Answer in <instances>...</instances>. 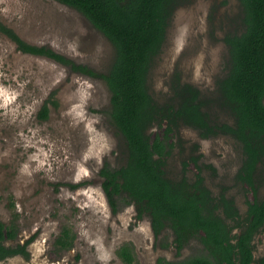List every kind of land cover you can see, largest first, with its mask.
I'll list each match as a JSON object with an SVG mask.
<instances>
[{"label": "rangeland", "instance_id": "1", "mask_svg": "<svg viewBox=\"0 0 264 264\" xmlns=\"http://www.w3.org/2000/svg\"><path fill=\"white\" fill-rule=\"evenodd\" d=\"M245 15L240 0H179L151 67L154 98L176 105L180 88L190 85L200 92L213 125H234L219 82L231 68L226 38L246 30ZM0 23L31 44L49 46L99 75L89 77L25 54L0 33V222L15 225L13 243L31 241L28 258L16 256L0 264H128L118 254L127 243L135 257L132 264L175 260L172 231L166 229L156 239L149 216L137 219L133 205L121 204L113 213L102 187L104 162L119 168L128 159L103 78L116 60L113 43L84 15L57 0H0ZM53 92L58 106H51L49 118L43 120L40 111ZM171 140L170 179L185 175L193 181L201 168L213 194L225 191L246 213L254 195L236 179L244 161L236 138L227 133L205 137L181 123ZM80 181L86 184L77 187ZM257 186L262 198L264 164ZM63 227L71 228L76 239L72 249L58 253L54 244ZM255 245L256 259L264 257V227ZM202 254L203 246L192 240L182 257Z\"/></svg>", "mask_w": 264, "mask_h": 264}, {"label": "trees", "instance_id": "2", "mask_svg": "<svg viewBox=\"0 0 264 264\" xmlns=\"http://www.w3.org/2000/svg\"><path fill=\"white\" fill-rule=\"evenodd\" d=\"M57 1L84 15L116 48V60L103 78L111 90L112 119L127 141L129 157L122 168L113 169L105 164L100 170L102 187L113 213L118 212L126 195L136 204L139 218L146 213L151 216L156 237L167 226L173 229L178 253L191 239L197 238L214 258L212 261L201 255L169 264H250L252 236L264 224V199L249 203L243 234L233 244V228L241 225V214L234 201L224 195L213 196L201 172L193 182L186 177L178 181L170 179L166 164L171 136L181 122L207 134L221 130L243 143L246 159L238 178L254 187L253 173L264 159V0H240L245 8L246 30L226 38L232 68L220 82L236 121L235 125L213 126L202 111L199 91L194 87L180 88L181 102L177 108L158 103L150 91L151 67L162 50L169 20L179 0ZM0 33L25 54L50 59L89 77L99 76L90 67L49 46L31 44L6 24L0 23ZM55 95L53 92L43 104L41 119H48L51 106H58ZM155 127L164 128L163 133L153 132ZM16 236L14 224L0 222V261L18 255L29 257L28 242L6 244ZM75 239L73 230L63 227L55 241V250L61 253L72 249ZM118 254L128 264L135 260L129 244L123 245Z\"/></svg>", "mask_w": 264, "mask_h": 264}, {"label": "flooded vegetation", "instance_id": "3", "mask_svg": "<svg viewBox=\"0 0 264 264\" xmlns=\"http://www.w3.org/2000/svg\"><path fill=\"white\" fill-rule=\"evenodd\" d=\"M245 32V31H244ZM243 32V33H244ZM242 33V34H243ZM230 36H236V35H230ZM227 43V42H226ZM228 44V43H227ZM229 46V45H228ZM229 48H230V46H229ZM230 53H231V51H230ZM158 56V55H157ZM156 56V57H157ZM155 57V58H156ZM231 68H232V57H231ZM231 68H230V71H231ZM230 73V72H229ZM229 73H228V75H229ZM227 75V76H228ZM225 78H227V77H225ZM225 78H223L221 81H223ZM220 81V82H221ZM220 82H219V90H220V92H221V94H222V91H221V89H220ZM186 85V84H185ZM184 86V85H183ZM200 93V92H199ZM222 96H223V94H222ZM154 97V96H153ZM223 98H224V96H223ZM177 99H179V101L177 100ZM198 100L200 101V99L198 98ZM157 101V100H156ZM224 101H225V104L230 108V106L227 104V102H226V100H225V98H224ZM158 102V101H157ZM180 102H181V97H180V95H179V92L177 93V98H176V105H173L174 107H179V104H180ZM201 102V101H200ZM159 103V102H158ZM160 104H162V105H172V104H163V103H160ZM230 110H232L231 108H230ZM202 111L205 113V111L203 110V107H202ZM232 112H233V110H232ZM206 114V113H205ZM233 114H234V112H233ZM207 115V114H206ZM112 116V115H111ZM235 116V115H234ZM207 117H208V115H207ZM208 120H209V117H208ZM236 121V120H235ZM181 123H183V122H181ZM180 123V124H181ZM209 123L213 126V124L210 122V120H209ZM115 124V123H114ZM180 124H179V126H180ZM183 124H185V125H189V124H186V123H183ZM223 124H228V123H222V124H216V125H223ZM229 125H231V124H229ZM235 125V124H234ZM189 126H192V125H189ZM117 127V126H116ZM165 127V126H164ZM192 127H194V126H192ZM118 128V127H117ZM179 128V127H178ZM194 128H196V129H198V130H200L201 131V134L203 135V136H205V137H210V136H214V135H218V134H220V133H226V132H223V131H219V132H217L216 134H207L205 131H203V130H201L200 128H197V127H194ZM158 129H160V128H158V127H155L152 131L153 132H160V131H158ZM162 129V132H160V134L161 133H163V130H164V128H161ZM178 130V129H177ZM177 130L175 131V133L177 132ZM120 131V130H119ZM174 133V134H175ZM122 134V133H121ZM173 134V135H174ZM227 134H230V133H227ZM123 135V134H122ZM172 135V136H173ZM230 135H232V134H230ZM171 136V137H172ZM234 138H236L234 135H232ZM125 138V137H124ZM241 144H242V147H243V152H244V145H243V143L238 139V138H236ZM126 140V139H125ZM170 143H171V146H170V148L172 147V140H170ZM126 144H127V141H126ZM170 148H169V150H170ZM127 149H128V146H127ZM170 154V153H169ZM169 156V155H168ZM128 157H129V150H128ZM167 159H168V157H167ZM194 161H195V163H198V159L197 158H192ZM245 159H246V154H245V152H244V161H245ZM244 161H243V163H244ZM126 162H128V159H127V161ZM105 164H107L110 168H112L110 165H109V163L107 162V161H105L104 162V164H103V167L105 166ZM127 164V163H126ZM125 164V165H126ZM264 164V159L261 161V162H259L258 164H257V166H256V170H255V172L253 173L254 174V176H253V180H254V187H252L247 181H241L239 178H238V173H239V171H240V169L242 168V166H243V164H242V166H241V168L239 169V171H238V173H237V176H236V179H237V181L241 184V185H246L252 192H253V195H254V197H253V199H249L248 201H247V210H246V213H242L241 212V210H240V208H239V206L237 205V203H236V201H235V199L234 198H232L231 196H229L225 191L224 192H222V193H220L219 195H214L213 194V192L211 191V189L206 185V182H205V178H204V176L202 175V169L201 168H199L200 170H199V172L198 173H200L201 172V175H202V177H203V179H204V184H205V186L212 192V194H213V196H215L216 198H219V197H221L222 195H224L226 198H228V199H231V200H233L234 201V203L236 204V206H237V208H238V210L240 211V214H241V218H240V220H241V225H240V227H234L233 228V231H232V235H233V239H232V243L233 244H237V242H238V240H239V238L241 237V235L243 234V231H244V221L246 220V218H247V215H248V210H249V203H253L254 201H256V200H263L264 199V196L262 197V198H260L259 197V190H258V186H257V173H258V170H259V167L261 166V165H263ZM124 165V166H125ZM124 166H122V167H124ZM122 167H119V168H122ZM119 168H113V169H119ZM166 174H167V164H166ZM198 175V174H197ZM183 177H186L185 175H183L180 179H182ZM197 177V176H196ZM187 178V177H186ZM180 179H172V180H174V181H178V180H180ZM188 179V178H187ZM189 180V179H188ZM196 180V178L193 180V181H195ZM190 182H193V181H191V180H189ZM86 183L84 182V181H80V182H78L77 184H76V186L77 187H80V186H82V185H85ZM76 186H73L74 188H76ZM121 204H124V205H127V206H130V205H133V206H135V209H136V217H137V219H139V220H141V219H143L145 216H149V220H150V222H151V227H152V221H151V216L148 214V213H146V214H144L143 215V217H141V218H139L138 217V215H139V212H138V208H137V206H136V204L134 203V202H130V199L125 195V197L121 200V202H120V204H119V209H120V205ZM119 211V210H118ZM220 214H222V217H225L224 216V214L221 212ZM236 220H238V219H236ZM235 220V221H236ZM235 221H232L234 224H236V222ZM232 222L231 221H228V223H230V224H232ZM264 227V224L260 227V229H259V231H257L255 234H253V239H252V241H251V244H252V246H253V250H252V255H253V257H252V261L250 262V264H264V257H262V258H260V259H256V256H255V252H256V245H255V240H256V237H257V235L261 232V230H262V228ZM166 229H170L171 231H172V233H173V236H174V238H173V244H174V246L176 247V254H177V258L175 259V260H170V261H167L166 263L167 264H169L170 262H172V263H175V262H180V261H183V260H188V259H191V258H193V257H187V258H183L182 257V255H183V252H184V249L187 247V245L192 241V240H198V242L203 246V249L206 251V254H202V256H206V257H208L210 260H212V261H214V258L212 257V255L210 254V253H208V251H207V249L205 248V246H204V244L202 243V241L200 240V239H197V238H193V239H191L184 247H183V249L181 250V252L180 253H178V251H177V245H176V243H175V234H174V231H173V229L170 227V226H167L165 229H163V231H162V233L160 234V236L159 237H156V235H155V232H154V230H153V227H152V230H153V233H154V236H155V238L156 239H159V238H161L162 236H163V234H164V231L166 230ZM15 241V240H14ZM14 241H8V242H6V244L8 245V246H11V245H17L18 243H13ZM28 242V247H29V245H30V243H31V241L30 240H28L27 241ZM26 242V243H27ZM26 243H21V244H26ZM127 244H129V243H127ZM130 245V244H129ZM131 246V245H130ZM28 247H27V249H28ZM28 252L30 253V251H29V249H28ZM18 256H22V255H18ZM198 256H201V255H198ZM198 256H195V257H198ZM16 257V256H15ZM22 257H24V256H22ZM10 258H12V257H10ZM25 258H27V257H25ZM7 259H9V258H7ZM6 260V259H5ZM2 261H4V260H2ZM1 262V261H0Z\"/></svg>", "mask_w": 264, "mask_h": 264}]
</instances>
